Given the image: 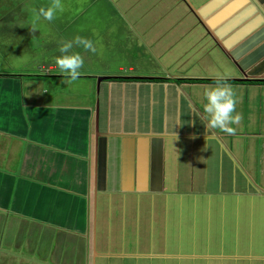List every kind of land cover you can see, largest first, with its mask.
Segmentation results:
<instances>
[{"label": "crops", "instance_id": "0c3cea01", "mask_svg": "<svg viewBox=\"0 0 264 264\" xmlns=\"http://www.w3.org/2000/svg\"><path fill=\"white\" fill-rule=\"evenodd\" d=\"M111 5L126 67L0 47V264H264V0ZM218 74L235 135L204 126Z\"/></svg>", "mask_w": 264, "mask_h": 264}, {"label": "rangeland", "instance_id": "374dc122", "mask_svg": "<svg viewBox=\"0 0 264 264\" xmlns=\"http://www.w3.org/2000/svg\"><path fill=\"white\" fill-rule=\"evenodd\" d=\"M89 1L62 0L64 11L62 13L58 12L57 18L52 22L41 18L35 23L36 31L32 32L31 28L33 27L37 10L41 7L47 8L51 0H0L1 53L3 54L10 49V38L11 36H16L18 41L12 46L16 55H9L12 58L11 62L20 65L26 59L23 65L32 60L41 63L48 58L51 59V54L53 55L54 51L59 50L62 43L72 41L76 36H81L91 40L98 53L86 51L83 47H76L75 45L71 49V53L72 51L75 53L85 51L91 57L98 55V57L89 59L92 67L102 68L110 65L114 69L113 64H116L118 60L116 58V62H114V55L121 57L119 58L121 59L120 62H122L121 65L125 67L130 65L127 61H133L132 54L127 56L128 54L126 53L128 52V46L126 45L129 43L123 36L125 30H121L119 28L121 24L118 23L121 14L112 5L109 6V2L116 0H110L109 2L108 0H97V3H100L99 5L85 9L88 7L87 3ZM110 15L111 20L108 19ZM115 24L117 25L116 27H114ZM111 26L113 29H111ZM108 27H110V33L112 34L111 38H109L111 40L110 43H107V37L102 35L108 30ZM45 37H48L49 41L44 39ZM42 52L47 57H41L43 55ZM56 55H61L60 51L56 52ZM139 60L145 62L139 56L133 64ZM1 65L5 66L6 64L3 62L1 64L0 62ZM135 65L137 66L138 64Z\"/></svg>", "mask_w": 264, "mask_h": 264}, {"label": "clouds", "instance_id": "9594fccd", "mask_svg": "<svg viewBox=\"0 0 264 264\" xmlns=\"http://www.w3.org/2000/svg\"><path fill=\"white\" fill-rule=\"evenodd\" d=\"M64 11L62 0H51L47 8L41 7L37 10L32 32L36 31L35 23L41 18L45 21L52 22L57 18V13ZM83 47L86 51L96 52V47L91 40L81 36H76L74 40L61 44L59 51L60 56L55 58V64L61 74L68 77L67 82L76 81L81 73L80 69L84 65V60L78 53H71L73 46ZM203 112L207 124L204 125L206 132L211 130H219L228 135H235L236 129L231 125H239L242 120V114L237 112L236 107L238 99L232 86L227 83L224 75H219L214 85H210L204 92ZM211 138L210 136L205 139Z\"/></svg>", "mask_w": 264, "mask_h": 264}, {"label": "water", "instance_id": "95a60500", "mask_svg": "<svg viewBox=\"0 0 264 264\" xmlns=\"http://www.w3.org/2000/svg\"><path fill=\"white\" fill-rule=\"evenodd\" d=\"M103 79H105V77H103V76H98V77L96 78L97 81H100V80H103Z\"/></svg>", "mask_w": 264, "mask_h": 264}, {"label": "trees", "instance_id": "16d2710c", "mask_svg": "<svg viewBox=\"0 0 264 264\" xmlns=\"http://www.w3.org/2000/svg\"><path fill=\"white\" fill-rule=\"evenodd\" d=\"M253 81H255V80H253ZM256 82H259V81L256 80Z\"/></svg>", "mask_w": 264, "mask_h": 264}]
</instances>
